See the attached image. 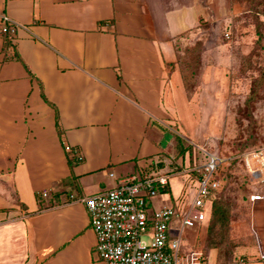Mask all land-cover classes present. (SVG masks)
Returning <instances> with one entry per match:
<instances>
[{"label":"crops","instance_id":"0c3cea01","mask_svg":"<svg viewBox=\"0 0 264 264\" xmlns=\"http://www.w3.org/2000/svg\"><path fill=\"white\" fill-rule=\"evenodd\" d=\"M215 1L0 0V27L2 15L19 26L12 39L0 34V264H95L86 208L69 196L104 192L136 172L164 175L166 165L157 169L166 162L167 129L197 138L201 87L188 97L177 58L203 24L229 17L227 4L217 11ZM212 71L205 63L209 82ZM65 146L79 151L78 163ZM192 181L168 179L153 206L175 205L195 191ZM216 191L204 222L185 231L181 258L264 264V200L251 203L250 195L229 226L228 258L196 245L213 221Z\"/></svg>","mask_w":264,"mask_h":264},{"label":"rangeland","instance_id":"374dc122","mask_svg":"<svg viewBox=\"0 0 264 264\" xmlns=\"http://www.w3.org/2000/svg\"><path fill=\"white\" fill-rule=\"evenodd\" d=\"M215 3L217 11H225L227 4L229 17L222 23L213 19L214 22L203 24L195 43L180 50L177 58L188 90L201 87L193 130L198 136L190 141L191 136L185 135L177 125L167 129L164 135L166 162L159 164L157 170L166 165V170H161L162 176H167L170 182L173 180L171 183L180 178L186 184L190 178L196 182L201 178L191 171L194 162L203 167L210 155L221 160L217 170L220 187L213 201L225 217L210 221L208 228L202 231L203 236H198L196 245L204 247L200 249L204 253L216 248L224 261L234 248V233L231 234L229 226L240 221L237 217L247 207V198L258 192L260 186L245 161L256 155L264 161V0H217ZM233 6L241 10L233 12ZM217 15L224 16L226 12L219 11ZM205 63L214 72L211 82L208 73L203 72ZM210 93L217 95L213 97ZM184 157L185 161L189 158V165H182ZM166 171L175 174L170 176ZM132 175L142 178L140 172ZM188 195L191 197L192 191ZM166 206L173 207L171 202ZM184 234L181 242H184ZM177 235L176 231L171 236L176 238Z\"/></svg>","mask_w":264,"mask_h":264},{"label":"built area","instance_id":"2783aa9c","mask_svg":"<svg viewBox=\"0 0 264 264\" xmlns=\"http://www.w3.org/2000/svg\"><path fill=\"white\" fill-rule=\"evenodd\" d=\"M18 28L8 16H1V35L12 39ZM64 151L74 163L80 161L76 148L65 146ZM220 163V159L210 156L203 167L193 168L201 176L197 182L192 181L193 195L186 194L173 207L153 208L152 204L165 195L162 191L168 186L167 176L127 178L112 189L79 200L70 195L71 201L86 208L90 229L96 237L95 264H191L192 261L184 262L181 258V238L185 230L204 222L207 200L220 187ZM245 165L251 176L260 181L259 185L264 186V161L260 156H252ZM40 195L46 199L49 192ZM263 200L259 188L250 195L251 203ZM176 231L177 237H172ZM259 259L264 261V254Z\"/></svg>","mask_w":264,"mask_h":264},{"label":"trees","instance_id":"16d2710c","mask_svg":"<svg viewBox=\"0 0 264 264\" xmlns=\"http://www.w3.org/2000/svg\"><path fill=\"white\" fill-rule=\"evenodd\" d=\"M258 25H261V24H258ZM256 29H257V25H256ZM258 32H259V30L257 31V34H258ZM186 47H187V46H186ZM186 47H184V48H180L179 51L182 50V49H186ZM178 53H179V52H178ZM180 70H181V72H182V77H183V80H184V86H185V89H186V93H187L188 97L191 98L192 95H193V93H194L195 90H196V87H193L192 90H188V87H187V81H186V78H185V74H184L182 68H181ZM192 75H193V72H192ZM162 192L167 193L168 190L165 189V190H163ZM221 211H223V210H222L221 208L218 207L217 202L213 201V211H212V215H213V216H212V218H213V219H216V220L220 219L221 217L224 218L225 215H224V214H220Z\"/></svg>","mask_w":264,"mask_h":264}]
</instances>
